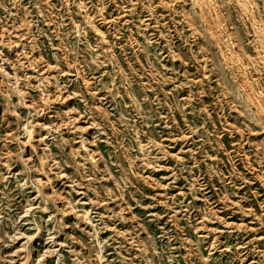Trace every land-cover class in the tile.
Instances as JSON below:
<instances>
[{
  "label": "rangeland",
  "instance_id": "rangeland-1",
  "mask_svg": "<svg viewBox=\"0 0 264 264\" xmlns=\"http://www.w3.org/2000/svg\"><path fill=\"white\" fill-rule=\"evenodd\" d=\"M0 264H264V0H0Z\"/></svg>",
  "mask_w": 264,
  "mask_h": 264
}]
</instances>
